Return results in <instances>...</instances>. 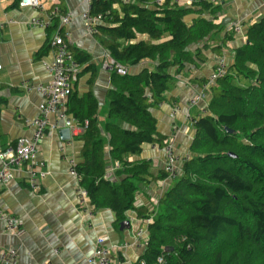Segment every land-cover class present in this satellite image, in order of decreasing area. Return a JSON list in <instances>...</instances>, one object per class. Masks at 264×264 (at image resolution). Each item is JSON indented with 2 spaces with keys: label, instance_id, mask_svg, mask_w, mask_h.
Listing matches in <instances>:
<instances>
[{
  "label": "trees",
  "instance_id": "1",
  "mask_svg": "<svg viewBox=\"0 0 264 264\" xmlns=\"http://www.w3.org/2000/svg\"><path fill=\"white\" fill-rule=\"evenodd\" d=\"M155 1L92 0L91 14L103 17L96 35L109 56L128 71L143 62L153 66L137 74L113 71L103 129L93 95L81 99L72 90L68 114L81 125L89 122L80 138L84 161L76 166L81 186L93 207L113 210L118 222L132 210L151 219L138 264H264V18L250 26L227 74L207 91L208 113L194 122L190 159L174 185L152 214L135 207L138 183L168 178L165 171L153 176L147 161L129 162L127 156L140 154L145 144L163 146L152 110L176 86L171 70L204 63V52H220L228 38L210 46L225 29L215 23L222 13L218 4L200 0L185 8ZM58 8L49 27L56 31L66 14L62 3ZM71 52L79 66L90 62L89 55ZM103 133L111 159L122 165L120 183L106 179Z\"/></svg>",
  "mask_w": 264,
  "mask_h": 264
},
{
  "label": "crops",
  "instance_id": "2",
  "mask_svg": "<svg viewBox=\"0 0 264 264\" xmlns=\"http://www.w3.org/2000/svg\"><path fill=\"white\" fill-rule=\"evenodd\" d=\"M39 1L44 6L43 11L20 4L13 7L12 0H0V152L13 149L18 139L32 136V130L25 126L23 119L38 117L43 99L36 90L27 91L26 86L47 85L52 80L46 65L53 60L52 41L61 25L56 31L55 28L34 25L32 20L36 18L52 23L50 13L60 3L70 15V23L62 26V31L70 33V48L90 56V62L80 66L73 94L82 99L91 93L98 104L99 126L103 129L108 121V92L113 88V71L103 67L110 56L99 36L91 35L87 30L83 14L88 10V0ZM218 6L222 13L215 23L230 19L220 35L221 39L210 44L211 47L218 46L220 40L228 36L220 52L207 49L204 63L187 65L181 72L172 69L176 86L166 94V100L152 110L163 146L145 144L140 154L127 156L129 162L147 161L153 176L165 171L166 143L172 142L181 156L191 154L196 134L194 122L207 115L209 96L196 105H191L192 99L201 94L218 56L223 55L229 66L235 51L245 46L250 26L264 18V0H223ZM181 7L189 8L191 5L184 3ZM195 17L190 16L189 21ZM232 23H240L241 30L227 31ZM152 66V63L143 62L129 71L137 74ZM69 104L70 96L66 101L67 109ZM49 120L46 136L37 146L38 159L45 163L42 170L47 172L46 177L39 180V190L32 189L29 174L24 169H16L13 179L1 191L0 208L22 221L24 234H10L5 221L0 218V250L15 249L18 264H97L91 262V258L97 239L104 237L105 246L116 264H138L147 247L151 221L143 217L145 214L141 216L139 211L132 210L126 213L124 220L130 226L122 228L124 221L118 222L113 210L96 209L90 199L87 208L94 213L89 217L80 205L81 178L70 171L72 163L76 167L84 161L85 143L80 139L83 133L71 134L70 140H63L59 132L66 128L63 121L56 116ZM103 136L107 141L106 179L120 183L124 176H119L114 170L116 161L109 155V137L105 133ZM175 181L168 177L148 184L138 183L135 207L152 214Z\"/></svg>",
  "mask_w": 264,
  "mask_h": 264
},
{
  "label": "built area",
  "instance_id": "3",
  "mask_svg": "<svg viewBox=\"0 0 264 264\" xmlns=\"http://www.w3.org/2000/svg\"><path fill=\"white\" fill-rule=\"evenodd\" d=\"M173 3L181 6L184 3L188 5H194L200 0H171ZM211 4H220L223 0H204ZM165 0H156L155 3L159 6L163 5ZM20 6L33 7L37 10H44V6L39 0H20ZM92 0H88V10L83 14V18L86 21V27L91 35H96L98 30L97 26L103 22V17L93 16L91 14ZM50 18H54L59 15V8L55 6L51 11ZM70 23V15L64 14L60 17V29L56 33L52 41V47L54 49V57L51 62L46 65L47 70L52 75V80L47 85H40L34 87L27 85L26 90H36L42 96V103L39 108V116L32 119H23L25 126L32 130V136L30 138H20L17 140L13 149H8L0 152V195L3 187L9 183L14 175L13 172L16 169H24L29 174L30 184L32 189L39 190V180L44 179L47 175L46 171L42 168L45 167V163L38 159L37 146L42 139L46 136V132L50 125V117L56 116L58 120L63 121L64 126L70 129L73 136H77L83 133L88 127L89 122L85 121L84 125L74 117L70 116L67 112L66 101L71 95L73 85L78 81L80 74V66L74 58L68 39L70 37L69 32L62 31V26ZM32 24L40 25L45 29L51 26L50 21H44L34 18ZM227 31H240L242 25L240 23H232L228 25ZM103 67L110 71H116L120 75H126L129 71L126 67L116 63L111 57L104 63ZM1 69V65H0ZM228 63L225 57H218L214 70L210 75L208 82L204 85L200 95L192 99L191 105H196L199 101L205 100L208 95L207 91L210 86L223 78L227 74ZM22 119V116H19ZM166 163L165 172L168 177L175 180L180 172V165H183L185 161L190 159V155H179L172 142H168L165 145ZM122 165L119 162H115L114 170H120ZM40 168L41 170H38ZM71 174L80 179L75 165L72 163ZM80 205L87 212L89 217L93 216L94 210H88L87 201L88 193L85 189H79ZM0 218L5 221L6 230L10 234L22 236L24 229L22 227V221L14 215L3 211L0 208ZM149 221H151L149 219ZM106 238L100 237L97 239L96 248L91 262L97 264H116L112 258L110 250L105 246ZM148 245V241L145 244ZM18 253L15 249L0 250V264H18ZM162 258L159 259V263H162Z\"/></svg>",
  "mask_w": 264,
  "mask_h": 264
},
{
  "label": "water",
  "instance_id": "4",
  "mask_svg": "<svg viewBox=\"0 0 264 264\" xmlns=\"http://www.w3.org/2000/svg\"><path fill=\"white\" fill-rule=\"evenodd\" d=\"M228 23H230V19H225L223 22H222V24L224 25V26H226ZM228 132H230V133H232V131L231 130H227ZM60 134H61V137L63 138V140H70V138H71V132H70V129L69 128H63V129H61L60 131ZM229 155L231 156V157H234V158H236L237 156H235L233 153H229ZM130 223L128 222V221H124V222H122L121 223V227L122 228H124L125 226H130L129 225Z\"/></svg>",
  "mask_w": 264,
  "mask_h": 264
},
{
  "label": "rangeland",
  "instance_id": "5",
  "mask_svg": "<svg viewBox=\"0 0 264 264\" xmlns=\"http://www.w3.org/2000/svg\"><path fill=\"white\" fill-rule=\"evenodd\" d=\"M131 73H132V71H131Z\"/></svg>",
  "mask_w": 264,
  "mask_h": 264
}]
</instances>
